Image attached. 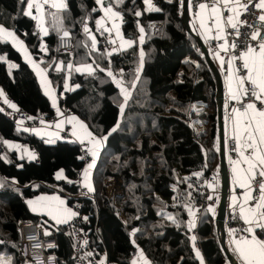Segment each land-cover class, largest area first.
<instances>
[{
	"label": "trees",
	"instance_id": "obj_1",
	"mask_svg": "<svg viewBox=\"0 0 264 264\" xmlns=\"http://www.w3.org/2000/svg\"><path fill=\"white\" fill-rule=\"evenodd\" d=\"M65 2L71 23L64 22L61 11L49 10L45 12L47 34L35 16L25 15L28 0H0V25L13 30L32 55L43 60L58 87L62 108L82 115L83 109L75 107L77 101L94 90L104 94L102 105L88 121L96 133L106 136L105 146L94 170L93 191L82 197L83 145L68 139L50 142L19 128L0 110V258L10 264H35L24 255L21 232L23 222L33 221L44 226L47 236L57 237L58 246L52 250L56 264H75L74 239L66 224L34 213L27 203L58 192L69 207L83 202L74 221L88 231L89 246L109 264H132L138 253L135 243L153 264H201L195 245L207 264H230L216 213L203 210L195 229L188 223L191 208L209 196L208 178L213 173L220 177V137L216 76L200 43L187 29L182 0H156L152 8L159 11L149 10L144 0H112L113 10L123 16V30L135 42L114 51L109 31L97 32L96 21L102 13L95 0ZM158 23L162 25L157 27ZM84 26L95 34V48ZM68 29L76 46L62 53L58 40ZM0 56H6L0 60V87L15 106L32 116L56 114L34 69L1 36ZM58 62L71 63V68L57 70ZM12 63L16 67L10 72ZM82 65H92L94 70L76 71ZM109 71L121 73V84L131 89L122 113L124 98H111L120 89ZM67 77L77 85L74 92L66 90ZM195 104L204 110L197 113ZM7 141L29 146L35 159L20 158ZM59 171L63 178H57ZM113 178L115 195L108 189Z\"/></svg>",
	"mask_w": 264,
	"mask_h": 264
},
{
	"label": "crops",
	"instance_id": "obj_2",
	"mask_svg": "<svg viewBox=\"0 0 264 264\" xmlns=\"http://www.w3.org/2000/svg\"><path fill=\"white\" fill-rule=\"evenodd\" d=\"M240 2L246 3V0H240ZM53 3H56V4L63 3L64 4V0H55V2L51 0L50 1L51 9H49V10H58V11L64 12L65 13V15L63 16L64 22L67 25L70 24L71 23V17H70V14H68V12H67V8L66 7H63V8L52 7ZM107 3H108V1L106 0L105 6H107ZM201 3H206V2H201ZM201 3H199V4H201ZM98 8L100 9V11L102 13V16L100 17L99 20L102 21L103 27L98 26V25H97V27L107 28V29L111 30V31H109V33L114 35L112 37V40L116 39L115 43L113 44L114 49L116 48L117 50L118 49L121 50V49H125V48L130 47L132 45V43L129 46V44L127 42H129V41L133 42L132 39L129 36H127L126 34H125L126 35L125 37H123L121 34V31L124 32V30L122 28V23H123L122 15H120V17L114 18V19L108 18L105 16L103 9H101L99 6H98ZM49 10L44 11V9L42 8V10L40 12H37L35 7L32 10L33 16H34V14H36L38 17H35V18L36 19L39 18V20H40L39 25H41V27L44 28L43 29L44 32L42 31L43 34H45V30L47 29L46 25H45L46 24L45 23V14H46L45 12H47ZM239 11L241 14L239 15L238 18L236 16L235 12L230 13L227 11H223L222 21L224 19H226L228 15H231L233 18V23H236L238 25L240 22L241 15L243 13V9H239ZM189 13H190L189 22H190L192 30L196 33V35L207 46L210 57L214 61L216 66L218 67V69L222 75V78H223L224 95H225L224 105H223L224 142H225V154H226V160H227V164H228L229 178H230L229 194H228V198H227V211H228V213H230L232 210H235V209H238L240 211L241 204H244L246 209L249 206L247 203H245V193L247 190L245 188L240 187V184L247 182V179L250 176V173L247 172L248 165L244 162L243 157H241L239 154V152H243L245 156H248L250 154V150H247L248 140H247V136L244 132V124H245V121L249 117L245 116L243 114L242 110H239V113L233 112V108H235L234 103L236 101H239L242 97L239 100H233L230 98L229 84L231 83L232 91H235L236 87H237L235 81H236V77L238 76L237 72L235 71L236 68H235L233 57L229 53L231 46L228 43V41L226 40V31L230 26L224 25L222 23V26L224 27V31L220 33V36L223 38L222 39H216L215 37L217 35V31H216L217 22H216V20H214L212 18L210 7L208 9H204V10L197 7V11L194 12L193 0H189ZM113 24L117 25V27L114 28ZM66 31L69 34H71L69 29ZM117 31H119V33H120L119 35H117ZM87 34L91 38V34H89V33H87ZM14 36L16 38L15 40H13L11 38V40H13L16 44L14 46L21 52L23 58L34 69V71L38 77V80H39L42 88L44 89V91L47 92V94H49V96H52V95L56 94V88H57V95L59 96L58 87L56 85H54L52 80L50 79V77L48 75V69L44 65H42L43 60L40 59L42 61V64L39 63L37 61V58H35L32 55L31 51L28 49V47L26 46L24 41L19 40L20 38H17L16 35H14ZM94 36H95V34H94ZM142 38H144V36ZM212 39L218 40L219 43L212 44L211 43ZM96 41H97V39H96ZM222 44L225 45V47L227 48V51H225L224 49H222L220 47V45H222ZM142 56L144 58V52H142ZM229 61H232L231 66H229V63H228ZM86 66H88V65H82L81 67H86ZM90 66L93 68L92 65H90ZM55 67L57 70H58V68H59V70H61V69H67L68 70L71 68V63L58 62ZM230 77H231V79H230ZM121 86H123L127 90V92L131 94V89L126 88V86L121 84V85H119V89H120L119 91H120L121 96L123 98H124V94L121 92ZM76 88H77V85L69 86V84H66V90L67 91L74 92ZM0 90H2V92H3V95H0V101L1 102L3 101V103H5V99L8 101V99H7L8 96L5 94L4 90L1 87H0ZM49 92H51V93H49ZM92 93H96L98 95V98L95 99V103H94V104H97V107L95 109H91V111H89L88 106L84 105L83 101L89 102V97ZM115 95H117V94H115ZM114 96L111 97L113 100H114ZM104 98H105V96L101 91H99V90L91 91L75 103V107L77 109H83L82 115H80L76 112H72L71 114L66 116L64 113V108H62L60 106V108H57V110L55 109L57 119L54 122H45V124L43 126H40V127H36V126L31 127V126H27V125H25V126L24 125H18V127L21 129L27 130L29 132L35 133L40 137H45L46 139L50 140V142H56L59 139L63 138L62 134L64 132L66 124H68V123L71 124L72 125L71 131H72V136H73L71 140H75V141L79 142L80 144H82L85 148L84 150L91 157V160L88 163H86V166L81 171L80 182H81L82 186L83 185L86 186V184L91 186L93 184L92 183L93 182V178H92L93 177V167L91 168L92 170L91 169L88 170L89 176H88L87 181H85V179L83 177V173H84L85 168H87V166L89 164L93 163V161L95 164V160L98 158L99 153H101V151H102V149H101V146H102L101 138L102 137L97 135L96 131L90 127L88 118H91L93 116V114L99 109V107L102 105V103L104 101ZM81 102H82V105L79 104ZM5 104H7V103H5ZM59 105H60V103H59ZM194 109L196 110L197 113H201L204 110V106L200 105V104H196ZM249 115H251V110H249ZM72 118H75V119H72ZM197 122L199 123V121H197ZM200 123L198 125L202 126V123L201 124ZM81 124L87 126L86 130H85V128L81 127ZM96 128L100 129L98 126H96ZM87 132L92 133V137H94L95 140L97 141L96 143H93L92 138L87 136ZM237 135L240 137V139H239V145H240L239 152L234 151V149L232 150L230 148V145H229L230 139H234L236 142L235 149L237 148V140L234 138ZM219 137H220V133H219ZM257 140H259V134L258 133H257ZM6 144L9 147L16 148L18 150L20 158H24L25 156H27L29 159H32L31 157L33 155L35 156L34 150H32V148H30L29 146L21 145L19 143H15V142H11V141H7ZM259 146L261 148H264V144L259 145ZM92 152L96 153L95 157H93ZM32 160H34V159H32ZM257 171L258 170H256V172ZM63 177H64V175H61V178H63ZM1 179H3V178L0 177V184H1ZM252 187L254 188L253 182H252ZM220 191H221V181H220ZM252 195L256 196L255 191L252 193ZM234 197L236 198L235 207L233 206V204H234L233 198ZM28 201H32V204H29ZM61 201H63V203H61ZM27 203H28V205L32 211H33V208L37 209L36 211H33L34 213L46 214L53 221H55V223H57L58 220L61 221L60 223H57V224H62V223L65 224V222H63V221L66 220L67 222H70L76 217V215L75 216L71 215V213H76V211L72 207H69L66 204V200L63 197H61V195L43 194L41 196L27 200ZM60 204L61 205L63 204V206H59ZM60 207H63L64 211H60ZM189 214H190V218H191L190 221H192L191 222L192 225L195 226L197 224V209L190 211ZM246 226L248 227V225H246ZM226 230H227V232H226V234H227L226 245H227L230 253L232 254V257L234 258V260H236L239 264H242V261H240L237 258V255L235 254V252L233 250L236 247V241L243 240L245 237L250 238V234L246 232L245 235L236 237L231 230H229L228 228ZM256 235L258 238L261 239L262 233L259 229H256ZM141 253H142V255H141ZM143 253L144 252H141V250H138L139 261L137 264H145V260L150 262V264H153L152 261L150 260V258L148 256H144L145 254H143ZM199 253H200V257H199L200 262H201V257H202L203 264H207L202 253L201 252H199ZM106 264H108V262H106Z\"/></svg>",
	"mask_w": 264,
	"mask_h": 264
},
{
	"label": "snow or ice",
	"instance_id": "obj_3",
	"mask_svg": "<svg viewBox=\"0 0 264 264\" xmlns=\"http://www.w3.org/2000/svg\"><path fill=\"white\" fill-rule=\"evenodd\" d=\"M49 0H43V4H47ZM116 3H123V0H115ZM95 3L100 6L101 9H103L105 16L108 18H118L120 17V13L113 10L112 7V0H108L107 6H105L106 0H95ZM144 3L149 6V10H156L159 11V9H153L151 0H144ZM43 4L39 2V0H28L27 8L28 10L25 12V15H33L32 9L35 7L37 12H40L43 8ZM253 5L257 9L262 10V14L259 16L260 21H264V0H258V2H254V0H246V3H241L240 0H211V6L207 3H201L199 4V8L204 10L208 9L210 7L211 15L214 20L217 22V35L216 39H222L223 37L220 36V33L224 31V27L222 26V23L224 25L230 26L232 28H237V24L233 23V18L231 15H228L226 19L222 21L223 17V11L227 12H235L237 18L241 14L239 9H243L245 12L248 10V6ZM52 7L56 8H63L66 7L65 4L60 3L56 4L53 3ZM93 11H96V9H93ZM136 16H140V12L135 13ZM35 18V17H33ZM222 21V22H221ZM242 24H246V21L239 22ZM96 24L98 26L103 27L102 21L97 20ZM251 27V25H248ZM113 27L116 28L117 25L113 24ZM99 30V29H98ZM104 31H111L110 29L105 28ZM140 31L143 32V28H140ZM85 33L90 34V29L85 26L84 28ZM45 34H47L45 30ZM7 36L15 40V36L13 32L8 31L5 29L2 25H0V36ZM65 37L69 36V33L65 31L63 33ZM117 35H119V31H117ZM260 36V30L256 29L251 34H249L251 41H257L256 44H249L247 47V50L242 52L239 57H235V59H240L242 61L241 68L246 70L245 75L237 76L236 77V90L232 91L231 89V83L229 84V90H230V98L233 100H239L241 97L248 98V97H254L255 100L249 99L247 104L244 106L243 114L245 116H248L249 118L245 121L244 124V132L247 136V150H250V154L248 156H245L243 152H239L240 145H239V139L240 137L237 135L234 138L237 140V148L234 149V151H238L240 156L243 157L244 162L248 165L247 172L250 173V176L247 179L246 183L240 184V187L245 188L247 191L245 193V203H247L249 206L247 209L245 208L244 204H241L239 215L242 219H244V222L248 227L243 229V231L250 234L249 237H245L243 240L236 241V247L233 250L235 254L237 255V258L242 261V264H264V239H260L256 235V229H259L262 234H264V182H260L257 186V188L252 187V182L255 181L256 178V170L259 171V175L261 177H264V148H261L259 145L264 144V40H259ZM239 38V32L237 31V37ZM91 41H92V47L95 48L96 46V37L94 35H91ZM111 43H115V40H112ZM129 46L131 45V41L127 42ZM232 48H237L239 45L235 42V40L230 45ZM43 47V46H42ZM222 49L227 51V48L225 45H220ZM218 55V54H217ZM4 57L0 56V60H3ZM223 62V61H222ZM229 66H231L232 61H229ZM10 67H15V65H10ZM87 70L89 72L93 71L90 65L86 66ZM59 70V68H58ZM82 69L76 68V71H81ZM237 73L240 71V69L235 70ZM109 76H112V72H108ZM231 79V77H230ZM247 82V87H245V84ZM118 85H120V81H116ZM135 85L133 84V87ZM121 92L124 94V100L125 103L127 102L128 96L130 93L127 92V90L121 86ZM0 95H3L2 90H0ZM256 101H259L261 104L260 108H257ZM5 103H8V101L5 99ZM12 108H15V105H10ZM124 105H120V111L123 112ZM2 110V109H0ZM249 110H251V115H249ZM233 112L239 113V109L233 108ZM75 119V118H72ZM82 128H87L86 125L81 124ZM117 127H119V124L117 123ZM112 132L116 131V128L114 127ZM257 133L259 134V140H257ZM111 134V133H109ZM87 136L92 138V142L96 143L94 137H92L91 132H87ZM106 139V137H102L101 140ZM93 157H95L96 153L92 152ZM32 159H35V156L33 155L31 157ZM94 165L93 163L89 164L87 168H85L83 177L85 181H87L89 172L88 170L91 169ZM57 178H61V173H57ZM89 190H92L90 185ZM254 191H259V196H254L252 193ZM209 199H212V197H209ZM235 200L236 198H233V206L235 207ZM29 204H32V201H28ZM63 203V201H61ZM37 209L33 208V211H36ZM72 216H75L76 213H71ZM84 219H87L85 217ZM169 219H173V217L169 216ZM61 221H57V223H60ZM63 222H67L66 220ZM194 226V225H193ZM236 231V230H231ZM49 233L45 232V235H48ZM195 237H193V240ZM142 255V253H141ZM197 257H200L199 251L196 252ZM0 264H10L9 261H4L2 258H0ZM103 264V262H101ZM132 264H137L135 260L132 261ZM145 264H150V262L145 260ZM201 264H203V259L201 257Z\"/></svg>",
	"mask_w": 264,
	"mask_h": 264
},
{
	"label": "built area",
	"instance_id": "obj_4",
	"mask_svg": "<svg viewBox=\"0 0 264 264\" xmlns=\"http://www.w3.org/2000/svg\"><path fill=\"white\" fill-rule=\"evenodd\" d=\"M41 4H43V0H39ZM156 0H151V4L153 5ZM206 2L211 5V0H193L194 12L197 11V7L199 3ZM254 2H258V0H254ZM44 11L51 9V4L48 2L47 4H43ZM262 14L261 9L255 8L253 5L248 6V10L243 13L240 18V22L246 21V24L239 23L237 28L229 27L226 31V40L231 45L232 42H235L239 45L237 48H230L229 53L233 57L235 68L240 69L237 73L238 76L245 75L246 70L241 68L242 61L240 59H235V57H239L240 54L247 50L249 44H256L257 41H251L249 34H251L254 30H260L259 40H264V21H260L259 16ZM123 19V16H122ZM161 23L157 24L161 26ZM248 25H251L249 27ZM85 27V26H84ZM237 31L239 32V38L237 37ZM114 35L108 33V40L111 42L112 37ZM212 44L219 43L218 40L212 39ZM76 46V42L74 38L69 35L65 37L62 35L58 40V48L62 53H68L74 50ZM247 82L245 87H247ZM8 104H5L0 101V109H2L6 115L17 125H27L31 127H40L45 124V122H54L57 119L56 114L47 115L45 113L39 114L37 116H32L26 110L22 108H12L10 105H15L10 97H7ZM251 100H255L254 97L244 98L242 97L239 101L234 103L236 109L244 111V106L247 102ZM257 108L261 107L259 101H256ZM65 115L71 114L69 108L64 107ZM72 125L66 124L64 132L62 134L64 139L71 140L72 139ZM230 148L233 150L236 147V142L234 139H230L229 141ZM84 158L86 163L91 160L90 155L85 151ZM260 182H264V177L259 175V171L256 172L255 181H253L254 188H257ZM79 187L82 189L81 196L84 197L89 193V190L81 185ZM206 192H208L209 196L207 200L203 203L198 204L197 206V215L201 214L203 210L208 209L213 213H217L219 199L221 195L220 191V177L218 173H213L207 180V188ZM255 195H259V191H255ZM212 197V199H209ZM83 207V202L77 201L73 205V209L76 211V216L79 215L81 208ZM66 230L71 233L74 239V248H73V258L75 264H101V260L104 259L103 264H106V257H98V253L95 249L89 246V233L86 229H84L78 221H74V219L70 222L65 223ZM226 229L236 230L232 231L236 237L245 235V229L247 226L244 220L239 215V210H232L225 218L224 221ZM22 232V245L24 248V255L27 259L35 264H56L58 262L57 256L52 251L56 246H58V239L56 236L49 237L45 235V228L42 224L27 221L23 222L21 225ZM261 239H264V234H262ZM109 264V263H108Z\"/></svg>",
	"mask_w": 264,
	"mask_h": 264
},
{
	"label": "water",
	"instance_id": "obj_5",
	"mask_svg": "<svg viewBox=\"0 0 264 264\" xmlns=\"http://www.w3.org/2000/svg\"><path fill=\"white\" fill-rule=\"evenodd\" d=\"M182 8H183L182 17L187 26V29L200 43L202 50L205 54V57L207 58L216 76V81H217L216 101L218 105V120H219V133H220V176H221V196L219 199V205H218V210L216 214V223L218 227V233H219L221 244L231 264H239L236 260H234V258L232 257V254L230 253L226 245L227 230L224 224L225 218L228 215L227 198L229 194L230 178H229V169H228V164L226 160L225 142H224L223 105H224L225 95H224L223 78H222V75L218 67L216 66L214 61L211 59L207 46L204 44V42L196 35V33L191 28V25L189 22V17H190L189 0L182 1ZM124 33L126 34L125 31Z\"/></svg>",
	"mask_w": 264,
	"mask_h": 264
},
{
	"label": "rangeland",
	"instance_id": "obj_6",
	"mask_svg": "<svg viewBox=\"0 0 264 264\" xmlns=\"http://www.w3.org/2000/svg\"><path fill=\"white\" fill-rule=\"evenodd\" d=\"M51 0H49V2H50ZM52 1H54L55 2V0H52ZM63 2V1H62ZM64 4L66 5V2H65V0H64ZM100 7V6H99ZM66 8H67V6H66ZM33 10V9H32ZM67 12H68V10H67ZM63 13V16L65 15V13L64 12H62ZM68 14H69V12H68ZM34 16L35 17H38L36 14H34ZM37 20H38V22H39V24H40V20H39V18H37ZM5 28V27H4ZM40 28H41V30L44 32V28H42L41 27V25H40ZM5 29H7L8 31H10V32H13L14 33V35H16L17 36V38H20L13 30H11V29H8V28H5ZM99 29V30H98ZM101 27H97V32H101ZM64 33V32H63ZM63 33H62V35H63ZM71 34H69V35H71L73 38H74V36L72 35V32H70ZM90 34L91 35H94V33L92 32V31H90ZM120 34V33H119ZM121 34H122V36L123 37H125L126 35H125V33L123 32V31H121ZM3 39H5V40H7V41H9L10 43H12L13 45H16L15 44V42L13 41V40H11V38L10 37H7L6 35L5 36H1ZM143 36H140L139 38H138V42H139V44H140V46L143 44V41H144V38H142ZM19 40H22L21 38L19 39ZM116 40V39H115ZM23 41V40H22ZM133 42H132V45H134V40H132ZM112 45H111V50H117L116 48L114 49V47H113V43H111ZM15 47V46H14ZM125 49H127V48H125ZM121 50H124V49H121ZM140 52H141V62H142V64L144 63V61H143V56H142V48H141V50H140ZM2 57H4V60H6V56H2ZM37 61L39 62V63H41L42 64V61L41 60H39V59H37ZM11 65H15V63H12ZM43 65V64H42ZM15 67H16V65H15ZM77 68H80V69H82L81 71H79V72H89L88 70H87V68L86 67H81V66H78ZM92 68V67H91ZM93 69V68H92ZM9 70H10V72H12L13 71V67H9ZM94 70V69H93ZM120 75H121V73H117V74H113L112 75V77H113V80L115 81V83H116V81L118 80V81H120V79H121V77H120ZM67 84H69V86H71V85H73V84H71V82H70V77H67ZM117 84V83H116ZM120 84H121V82H120ZM56 88V87H55ZM126 88H128V87H126ZM44 90V89H43ZM45 92V91H44ZM46 94H47V92H45ZM49 93H51V92H49ZM48 95V97L50 98V100H51V102H52V105L54 106V108L57 110V108H60V105H59V99H60V97L57 95V88H56V94H54V95H52V96H49V94H47ZM121 95V93L120 94H117V95H115L114 96V101L115 100H117L118 98H119V96ZM130 97V95L128 96V98ZM98 98V95L96 94V93H92L91 95H90V97H89V102H85V101H83V104L84 105H86V106H88V109H89V111H91V109H95L96 107H97V104H94L95 103V99H97ZM127 103V102H126ZM126 103H125V100L122 102V104L124 105V107H125V105H126ZM79 104H81L82 105V102L81 103H79ZM121 104V105H122ZM195 106H196V104L194 105V108H195ZM72 113V112H71ZM97 135H99V136H101V137H106V136H103V135H101V134H98L97 133ZM62 139H64V138H62ZM75 141V140H74ZM102 141V146H101V149L103 150V148H104V146H105V141H106V139H103V140H101ZM84 147V146H83ZM86 147V146H85ZM85 149V148H84ZM100 154L101 153H99V156H100ZM99 156H98V158L95 160V164H94V166H93V174H94V170H95V168H96V166H97V162H98V160H99ZM92 170V169H91ZM58 173H61V175H63V173H62V171H59ZM80 178H81V173H80V176H79ZM80 178H79V180H80ZM93 178V177H92ZM220 181H221V176H220ZM93 183V182H92ZM84 186V185H83ZM116 186V178H113V179H110L109 180V186H108V189H109V192H110V194L111 195H115V194H117V193H115L114 194V191H113V188ZM84 187H86L87 189H89V186H84ZM91 189L92 190H90L89 192H92L93 191V188H94V184H92L91 186ZM53 194H56V195H60L58 192H56V193H53ZM221 196V195H220ZM28 200H30V199H28ZM59 206H63V204L61 205H59ZM66 207V206H65ZM193 210V208H191V210L190 211H192ZM60 211H64L63 210V207H60ZM189 211V212H190ZM217 214V213H216ZM120 217H122L124 220H125V218H124V216H123V213H120ZM198 217V216H197ZM191 220V218H189V227L191 228V229H195L196 228V226H197V224L195 225V226H193L192 225V221H190ZM193 237H195V235L193 236ZM136 244V246L138 247V250H141V252H144L140 247H139V245L137 244V243H135ZM195 250H196V252L197 251H199L200 252V250L198 249V246L197 245H195ZM143 254H145V252L143 253ZM144 256H146V254L144 255ZM137 263H138V261H139V255H138V253H137V255H136V257H135V259H134ZM102 262L104 261V259H102L101 260Z\"/></svg>",
	"mask_w": 264,
	"mask_h": 264
}]
</instances>
